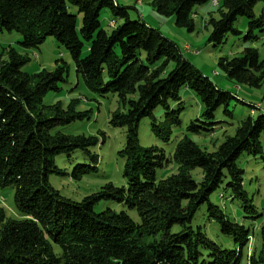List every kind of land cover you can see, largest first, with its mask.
<instances>
[{
	"label": "trees",
	"instance_id": "trees-1",
	"mask_svg": "<svg viewBox=\"0 0 264 264\" xmlns=\"http://www.w3.org/2000/svg\"><path fill=\"white\" fill-rule=\"evenodd\" d=\"M150 1L158 15L174 17L177 27L190 32L194 15L208 2ZM259 2L264 0L211 3L223 11L219 19L209 20V43L219 46L229 33L238 34L234 24L239 17L248 20L246 39L255 40L252 29L263 31L264 25L254 13ZM71 8L81 16L79 33ZM103 11L122 23L115 27L111 21L112 30L105 31L100 25ZM3 33H16L21 40L19 50L0 44V187L14 188L18 215L10 219L0 209V264H264V223L260 247L246 256L249 230L232 223L210 201L212 193L224 186L232 200L255 213L243 189V170L235 160L244 153L264 159L260 145L264 113L241 121L234 135L213 152L185 136L172 155L177 172L157 181V170L168 162L159 149L140 146L139 121L157 107L169 111L170 103L180 101L181 89H189L204 110L199 125L191 124L187 131L211 135L217 124L215 113L220 108L227 112L236 94L217 88L171 41L140 20L131 21L127 10L114 0H0V36ZM47 38L68 51L87 90L102 98L117 95L122 111L115 112L109 123L126 129L125 147L118 153L124 159L126 187L107 183L73 202L49 184L51 174L61 173L55 164L61 155L74 162L72 180L95 173L98 157L92 149L98 139L60 132L59 128L83 116L72 105H43L45 94L58 92L65 82L66 64L33 75L23 72L29 61L25 53L38 50ZM257 57L256 49L245 48L235 60L221 59L219 67L228 78L259 87L264 82V63H258ZM196 170L200 171L197 180L192 174ZM100 202H113L126 210L96 212ZM204 204L209 219L233 240L235 249L220 248L199 227L191 226ZM174 226L180 230L173 232Z\"/></svg>",
	"mask_w": 264,
	"mask_h": 264
},
{
	"label": "rangeland",
	"instance_id": "rangeland-1",
	"mask_svg": "<svg viewBox=\"0 0 264 264\" xmlns=\"http://www.w3.org/2000/svg\"><path fill=\"white\" fill-rule=\"evenodd\" d=\"M114 1L127 10L131 21L140 20L171 41L183 58L217 88L231 95L236 94L235 99L230 101L227 112L220 108L215 113L217 124L211 135L198 136L187 131L191 124L199 125L204 110L200 99L195 92L189 89H181L179 92L180 101L170 103L169 111L157 107L151 116H145L139 121L138 141L140 146L159 149L168 162L163 168L157 170V181L177 172V166L172 162V155L178 142L185 136L201 149L213 152L226 138L234 135L241 121L249 116L256 118L259 114L264 113V82L259 87H250L237 79L228 78L219 67L221 59L235 60L245 48L256 49L258 63H264V25L263 31H260L258 27L252 29V33L256 37L255 40L246 39L248 20L245 17H239L234 24V29L238 34L229 33L222 44L213 46L208 41L211 32L209 20L219 19L220 12L223 11L222 8H212L211 3L214 0H208L203 9L196 12L193 18L194 29L191 32L185 28L177 27L174 17L158 15L150 0H139V3L135 0ZM220 1L222 0H216L217 3ZM70 11L76 15L77 32L79 33L81 16L74 8H71ZM209 12L211 13L208 14ZM254 13L256 19L262 17L264 22L263 2H259L255 6ZM111 21L115 23V27L122 23L120 19H114L108 11H103L100 16L101 28L107 32L111 31ZM20 40L21 37L16 33H3L0 36L1 45H10L17 50H19L18 42ZM25 54L29 61L22 70L29 75L41 70L53 71L57 67V63L59 65L66 64L65 82L59 85L58 92L45 94L43 105L50 107L59 104L64 108L72 105L74 110L82 113L83 116L81 120L59 128L60 132L67 135L92 136L98 139L97 146L92 149V152L98 157L97 171L84 176L79 181L72 180L69 175L74 168V162L68 161L63 155L58 156L55 159V164L61 173L49 176L48 181L51 187L64 199L73 202L82 201L83 198L98 192L107 183L118 188L126 187L122 177L124 159L118 154L125 147L126 129L114 127L109 123L115 112L122 111L117 95L113 94L102 98L87 90L75 73L74 64L68 51L53 38H47L38 50L27 51ZM251 107L253 109H250ZM173 111H178V114L172 113ZM153 124L156 125L154 129L152 128ZM168 132L169 139L166 141ZM260 145L264 156V135L260 138ZM235 164L240 170H243V189L248 198L252 200L255 213L245 211L240 201L232 200L231 191L224 186L212 193L210 201L218 206L232 223L249 230L251 238L245 250L246 256H249L261 244L260 227L264 223V159H254L244 153L235 160ZM199 172V170L192 172L196 180ZM107 208L116 212L126 210L123 206H118L113 202H100L96 205L95 211L101 212ZM0 209L4 211L7 218H18L13 187H0ZM128 214L132 219L138 221L134 212L128 211ZM191 226L199 227L212 242L222 249L233 250L236 247L231 238L220 233L219 225L209 219L205 204L195 214ZM179 230L178 226L172 228L173 232Z\"/></svg>",
	"mask_w": 264,
	"mask_h": 264
},
{
	"label": "built area",
	"instance_id": "built-area-1",
	"mask_svg": "<svg viewBox=\"0 0 264 264\" xmlns=\"http://www.w3.org/2000/svg\"><path fill=\"white\" fill-rule=\"evenodd\" d=\"M135 1L139 3V0H135ZM214 3H216V0H214V1L212 2V5H213V6H214ZM186 50H188V48H186Z\"/></svg>",
	"mask_w": 264,
	"mask_h": 264
},
{
	"label": "bare ground",
	"instance_id": "bare-ground-1",
	"mask_svg": "<svg viewBox=\"0 0 264 264\" xmlns=\"http://www.w3.org/2000/svg\"><path fill=\"white\" fill-rule=\"evenodd\" d=\"M217 5V2L216 3H214V6H216Z\"/></svg>",
	"mask_w": 264,
	"mask_h": 264
}]
</instances>
